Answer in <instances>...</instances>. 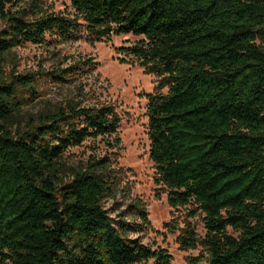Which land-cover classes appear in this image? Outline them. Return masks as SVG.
I'll return each instance as SVG.
<instances>
[{
	"label": "trees",
	"instance_id": "trees-1",
	"mask_svg": "<svg viewBox=\"0 0 264 264\" xmlns=\"http://www.w3.org/2000/svg\"><path fill=\"white\" fill-rule=\"evenodd\" d=\"M70 3L72 11L38 8L32 19L2 9L0 58L46 34L143 36L132 52L168 88L148 104L157 182L172 206L205 214L206 264H264V0ZM33 78L0 79V264H172L165 250L143 243L141 200L116 216L103 207L116 195L107 157L73 168L69 181L60 175L69 147L118 131L114 107L54 104L13 135L7 124L23 106L18 88L33 89ZM197 241L186 235L182 247Z\"/></svg>",
	"mask_w": 264,
	"mask_h": 264
},
{
	"label": "rangeland",
	"instance_id": "rangeland-1",
	"mask_svg": "<svg viewBox=\"0 0 264 264\" xmlns=\"http://www.w3.org/2000/svg\"><path fill=\"white\" fill-rule=\"evenodd\" d=\"M41 8L46 11H72L70 0H0V31L8 25L5 12L23 11L28 19ZM41 43L24 42L0 58V79L9 82L12 73L30 74L33 89L19 87L23 106L7 124L13 135L21 134L54 104L70 100L82 106L110 105L119 116V128L113 135L90 137L69 147L63 157L65 181L72 169H80L95 158L107 157L115 177L116 195L106 197L103 207L116 216L118 207L141 200L147 219L140 236L152 250H165L172 264H206L208 246L205 214L196 205L172 206L167 188L157 182L159 175L150 158L148 104L150 96L166 93L162 77L142 65L132 52L143 36L113 33L93 39L82 32L76 40H61L46 34ZM57 78L54 73L60 72ZM227 232L238 236L228 227ZM195 235V247L183 248L181 240ZM133 264H157L154 258Z\"/></svg>",
	"mask_w": 264,
	"mask_h": 264
}]
</instances>
